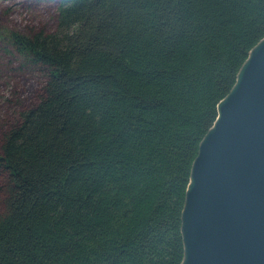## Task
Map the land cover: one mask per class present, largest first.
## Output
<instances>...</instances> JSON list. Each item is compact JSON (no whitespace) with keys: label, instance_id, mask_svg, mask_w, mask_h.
I'll return each instance as SVG.
<instances>
[{"label":"trees","instance_id":"trees-1","mask_svg":"<svg viewBox=\"0 0 264 264\" xmlns=\"http://www.w3.org/2000/svg\"><path fill=\"white\" fill-rule=\"evenodd\" d=\"M53 1L52 31L0 34L44 74L0 130V264H180L190 165L264 0Z\"/></svg>","mask_w":264,"mask_h":264},{"label":"water","instance_id":"water-1","mask_svg":"<svg viewBox=\"0 0 264 264\" xmlns=\"http://www.w3.org/2000/svg\"><path fill=\"white\" fill-rule=\"evenodd\" d=\"M215 111L184 190L180 264H264V36Z\"/></svg>","mask_w":264,"mask_h":264},{"label":"rangeland","instance_id":"rangeland-1","mask_svg":"<svg viewBox=\"0 0 264 264\" xmlns=\"http://www.w3.org/2000/svg\"><path fill=\"white\" fill-rule=\"evenodd\" d=\"M56 6L53 0H0V34L50 32ZM43 76L38 68L16 54L6 37L0 39V130L15 118L16 111L35 101Z\"/></svg>","mask_w":264,"mask_h":264}]
</instances>
